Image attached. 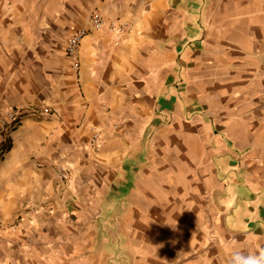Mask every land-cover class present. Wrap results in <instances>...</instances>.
Here are the masks:
<instances>
[{
  "label": "crops",
  "instance_id": "1",
  "mask_svg": "<svg viewBox=\"0 0 264 264\" xmlns=\"http://www.w3.org/2000/svg\"><path fill=\"white\" fill-rule=\"evenodd\" d=\"M234 249L264 254V0H1L0 264Z\"/></svg>",
  "mask_w": 264,
  "mask_h": 264
},
{
  "label": "built area",
  "instance_id": "2",
  "mask_svg": "<svg viewBox=\"0 0 264 264\" xmlns=\"http://www.w3.org/2000/svg\"><path fill=\"white\" fill-rule=\"evenodd\" d=\"M90 21L94 29H107L112 34L115 44H118L120 42L121 38L127 31V25L125 23H118L117 21L108 20L104 18V16L98 10H95L91 13ZM86 32V29L80 28L70 33L66 38L65 54L74 68H77L79 66L80 41L82 37L86 34ZM49 111L50 109L48 106H43L34 112H37L38 114H46L49 113ZM26 112L28 111H25L24 109L19 107L8 109L5 112L4 119L2 120L4 128H8L12 124L17 123L18 120ZM92 140L94 143L98 142V135L96 132L93 133ZM60 174L62 176L66 175L63 168L60 169ZM37 210L33 209L32 211L35 212Z\"/></svg>",
  "mask_w": 264,
  "mask_h": 264
},
{
  "label": "clouds",
  "instance_id": "3",
  "mask_svg": "<svg viewBox=\"0 0 264 264\" xmlns=\"http://www.w3.org/2000/svg\"><path fill=\"white\" fill-rule=\"evenodd\" d=\"M228 264H264V254L249 253L234 249L230 253Z\"/></svg>",
  "mask_w": 264,
  "mask_h": 264
}]
</instances>
